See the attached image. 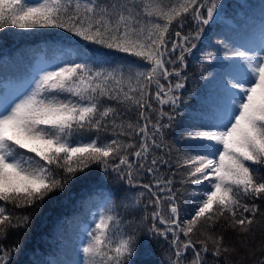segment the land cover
<instances>
[{
	"label": "snow or ice",
	"instance_id": "obj_1",
	"mask_svg": "<svg viewBox=\"0 0 264 264\" xmlns=\"http://www.w3.org/2000/svg\"><path fill=\"white\" fill-rule=\"evenodd\" d=\"M216 11V0H0V30L61 29L86 42L0 106V238L31 227L16 209H39L95 165L144 191L103 198L83 264H134L142 234H171L168 264H218L209 253L227 260L236 251L212 229L224 220L247 237L264 216V51L225 44L239 63L229 66L211 117L181 130L183 148L165 142L164 131L182 103L186 56ZM189 20L195 30L185 32ZM112 52L138 60L105 67ZM173 162L176 172H162ZM145 173L151 180L141 184ZM14 251L0 244V264H11Z\"/></svg>",
	"mask_w": 264,
	"mask_h": 264
},
{
	"label": "trees",
	"instance_id": "obj_2",
	"mask_svg": "<svg viewBox=\"0 0 264 264\" xmlns=\"http://www.w3.org/2000/svg\"><path fill=\"white\" fill-rule=\"evenodd\" d=\"M216 2L217 11L214 17H218L204 26V32L196 41L192 55L186 56L188 67L184 72L188 79L185 81V88L179 92L182 103L177 109L173 127L164 130L165 142L174 144L177 148L185 146L186 141L180 140L179 136L181 130L186 128L190 121L211 117V108L222 87V81L231 79L228 75L229 66L239 63L235 58L225 55V44L222 42H226L228 48L248 49L250 44L253 48L254 41L259 39V32L264 27V0H216ZM234 10L243 17L237 29L220 16L221 12L233 14ZM194 30L195 22L189 20L183 31ZM81 45H86V42L61 29L21 30L9 26L0 30V92L9 81L8 75H15L19 69L33 67L36 57L34 53L37 49H45L49 57L64 58L79 51ZM87 47L92 50L97 46L87 45ZM107 60L108 64L104 66L114 67L121 62L137 61L138 58L112 52ZM240 70L243 71L242 65ZM153 105L159 109L154 99ZM163 107L165 111H170V106ZM162 123H166V118ZM188 143L192 142L188 141ZM159 154H163V149ZM176 171L174 162L171 169L167 167L162 169L166 175ZM261 174L264 175V171ZM82 175L84 174H78V178L69 181L62 192L46 197L39 209L15 210L17 215L31 216V227L27 230H11L6 238H0V244L4 248L15 249L11 256V264H83L86 257L82 249L86 246L87 232L94 227V214L102 210L103 198L111 194L114 201L119 202L124 192L131 194L144 191L140 187L128 185L125 180L118 179L116 173H105L99 166H92L86 179H80L79 176ZM138 179L142 184L149 182L151 176L145 173ZM176 187H179V183ZM184 200L183 208L186 213L192 210V204L188 202L186 195ZM145 203H147L146 199ZM152 208L153 206L149 204L143 214L151 212ZM118 211L126 219L133 218L127 215L123 208H119ZM261 211L264 212V207ZM256 220L257 222L252 226L253 232L247 237L238 236L226 221L221 220L212 232L223 235L225 244L234 247L236 251L228 255L227 260L223 257L215 258L211 253L208 254L207 259L210 262L217 261L218 264H238V262L258 264L259 261L264 260V250H262L264 216L258 214ZM199 238L201 237H194V239ZM171 239V234L168 240L142 234L138 241V254L133 258L134 264H168L172 248ZM181 239H183L182 235ZM186 255L190 258L191 253Z\"/></svg>",
	"mask_w": 264,
	"mask_h": 264
},
{
	"label": "rangeland",
	"instance_id": "obj_3",
	"mask_svg": "<svg viewBox=\"0 0 264 264\" xmlns=\"http://www.w3.org/2000/svg\"><path fill=\"white\" fill-rule=\"evenodd\" d=\"M50 64L45 61L44 59H41L39 61V64L35 67V73L32 78H28L24 82L20 84H14V85H7L8 90L6 93L0 95V106L8 104L10 101L14 100L18 96H20L22 93H24L26 90H28L31 86H34V80L39 78V75H42L44 70H50ZM22 152L25 150H21ZM30 155H34L29 153ZM38 159V158H37Z\"/></svg>",
	"mask_w": 264,
	"mask_h": 264
}]
</instances>
